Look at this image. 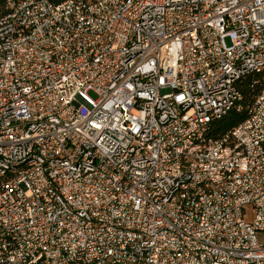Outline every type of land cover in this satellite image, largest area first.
Listing matches in <instances>:
<instances>
[{
    "label": "built area",
    "instance_id": "2783aa9c",
    "mask_svg": "<svg viewBox=\"0 0 264 264\" xmlns=\"http://www.w3.org/2000/svg\"><path fill=\"white\" fill-rule=\"evenodd\" d=\"M263 72L264 0H8L0 264H264Z\"/></svg>",
    "mask_w": 264,
    "mask_h": 264
},
{
    "label": "trees",
    "instance_id": "16d2710c",
    "mask_svg": "<svg viewBox=\"0 0 264 264\" xmlns=\"http://www.w3.org/2000/svg\"><path fill=\"white\" fill-rule=\"evenodd\" d=\"M53 4H60L66 0H49ZM8 0H0V17L7 13ZM264 88V72L250 76L238 85V89L243 96L242 110H234L221 120L216 121L213 124L212 135L220 139L229 134L243 122H245L249 116V110L255 104L256 99Z\"/></svg>",
    "mask_w": 264,
    "mask_h": 264
},
{
    "label": "rangeland",
    "instance_id": "374dc122",
    "mask_svg": "<svg viewBox=\"0 0 264 264\" xmlns=\"http://www.w3.org/2000/svg\"><path fill=\"white\" fill-rule=\"evenodd\" d=\"M227 43L230 44V40L229 39H227ZM163 93H168V91L163 92ZM91 96L94 97V98H96V96L93 93H91Z\"/></svg>",
    "mask_w": 264,
    "mask_h": 264
}]
</instances>
